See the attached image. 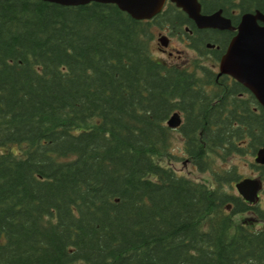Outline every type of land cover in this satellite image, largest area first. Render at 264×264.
<instances>
[{
  "label": "trees",
  "instance_id": "obj_1",
  "mask_svg": "<svg viewBox=\"0 0 264 264\" xmlns=\"http://www.w3.org/2000/svg\"><path fill=\"white\" fill-rule=\"evenodd\" d=\"M200 2L235 25L264 12V0ZM156 26L198 29L174 4L139 20L114 3L0 0V264H264L261 203L225 188L245 177L231 168L211 186L165 164L175 111L205 171L264 148V106L197 60L155 57ZM217 38L190 46L208 57Z\"/></svg>",
  "mask_w": 264,
  "mask_h": 264
},
{
  "label": "water",
  "instance_id": "obj_2",
  "mask_svg": "<svg viewBox=\"0 0 264 264\" xmlns=\"http://www.w3.org/2000/svg\"><path fill=\"white\" fill-rule=\"evenodd\" d=\"M63 5H80L91 1L117 4L122 10L139 20L152 19L160 13L167 0H46ZM182 8L200 28L235 29L226 52L220 61L219 75L228 74L247 87L264 106V12L256 10L241 16L237 26L219 9L212 14H203L200 0H171ZM169 37L162 35L159 41L167 46ZM182 123L181 113L174 112L167 121L171 128ZM256 163L264 164V148L257 151ZM240 195L249 202L259 199L263 181L257 177H245L236 182Z\"/></svg>",
  "mask_w": 264,
  "mask_h": 264
},
{
  "label": "rangeland",
  "instance_id": "obj_3",
  "mask_svg": "<svg viewBox=\"0 0 264 264\" xmlns=\"http://www.w3.org/2000/svg\"><path fill=\"white\" fill-rule=\"evenodd\" d=\"M153 32L155 34L152 42V51L155 57L164 60L166 62H173L181 64L186 67L194 68L192 66L193 61L197 60L198 64H202L213 68L219 69L217 63L214 62L212 57H206L199 54L195 49L191 48L190 41L188 39H182L181 35H173L168 50H162V43L159 41V37L171 33L169 26L154 27ZM169 51H173V54H169ZM184 138L182 133L177 129L173 130V145L172 151L175 155L173 157L165 158V164L174 168L178 173L185 174L193 179L206 182L208 185L215 186L214 173H223L231 168L236 169L242 177H259L258 171L252 165L255 162V155L251 154H234L225 159H216L212 163V169L200 171L192 162V160L184 153L183 150ZM230 192H238L233 184H228L225 187ZM260 192L261 206L264 208V181L263 188ZM251 213H241L235 216V220L238 221L243 218H252ZM256 227L264 226V219L261 222L252 220ZM263 223V224H260Z\"/></svg>",
  "mask_w": 264,
  "mask_h": 264
},
{
  "label": "flooded vegetation",
  "instance_id": "obj_4",
  "mask_svg": "<svg viewBox=\"0 0 264 264\" xmlns=\"http://www.w3.org/2000/svg\"><path fill=\"white\" fill-rule=\"evenodd\" d=\"M175 5L178 9H182V8H180V7H178L174 2H172L171 0H167L166 1V3H165V6H164V9L165 8H167V7H169L170 5ZM183 10V9H182ZM184 11V10H183ZM185 12V11H184ZM203 13V12H202ZM212 13H214V12H210V13H203V14H212ZM187 14V13H186ZM188 15V14H187ZM223 15L225 16V17H228V18H230L231 19V21H233L232 20V18L231 17H229L228 15H226V14H224V11H223ZM190 18V17H189ZM191 19V18H190ZM191 20H193V19H191ZM240 20H241V18H240ZM193 22L195 23V25L197 26V24H196V22L193 20ZM232 24H233V26H237L238 24H234L233 22H232ZM197 30H194V29H192L191 27H185V29L190 33V35L192 36L190 39H203V37H207V35L208 34H210L211 36H218V38L216 39V40H218V42H206V47L208 48V49H210V54H208V57H212L213 58V60H214V62L215 63H217L218 64V66H219V69L218 70H215V69H213L214 71H216L215 73H217V76H216V78H217V80L219 79V78H221L222 76H224V75H226L230 80H234V78L232 77V76H230V75H228V74H223V75H219V71H220V61H221V58H222V56H223V54L226 52V50H227V48H228V46H229V44H230V42H231V40H232V38L234 37V35L236 34V30L235 29H219V28H200V27H198L197 26ZM226 30H228L229 32H227L226 34H221V32H225ZM215 31H217V32H219L218 34L219 35H217L216 33H215ZM181 35V37H182V39H188L189 41H190V39L186 36V34H184V33H182V32H178L177 33V35ZM214 34H216V35H214ZM167 36L169 37V43H168V45L167 46H162V50L163 51H166V50H168V48H169V46H170V43H171V39H172V35L171 34H167ZM213 49H215V50H218L219 52L217 53L218 55H219V58H217L215 55H217V54H215L214 56L212 55L213 54ZM198 52V51H197ZM169 54H173V51H169L168 52ZM181 115H182V117H183V119H184V116H183V114L181 113ZM262 190V189H261ZM260 190V191H261ZM261 196H260V192H259V199H258V201H256V202H259V203H261ZM264 209V208H263ZM258 222H261L262 220L260 219H258L257 220ZM260 224H263V223H260ZM258 228H264V226H258Z\"/></svg>",
  "mask_w": 264,
  "mask_h": 264
}]
</instances>
